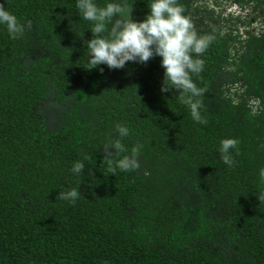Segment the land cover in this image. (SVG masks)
I'll return each mask as SVG.
<instances>
[{"label": "trees", "instance_id": "trees-1", "mask_svg": "<svg viewBox=\"0 0 264 264\" xmlns=\"http://www.w3.org/2000/svg\"><path fill=\"white\" fill-rule=\"evenodd\" d=\"M107 2L140 21L150 0ZM176 2L214 37L190 73L203 124L179 90L161 93L159 56L86 68L92 22L76 0H0L31 21L15 39L0 25V264H264V0ZM115 138L126 151L108 157ZM222 138L238 141L232 166ZM133 146L139 167L111 174Z\"/></svg>", "mask_w": 264, "mask_h": 264}, {"label": "clouds", "instance_id": "clouds-1", "mask_svg": "<svg viewBox=\"0 0 264 264\" xmlns=\"http://www.w3.org/2000/svg\"><path fill=\"white\" fill-rule=\"evenodd\" d=\"M75 6L84 20L92 22L89 29L93 36L86 41L88 49L86 68L106 65L110 70L120 69L128 61L146 64L150 58L159 56L160 66L163 68L161 93L171 89L179 90L177 99L189 109L192 120L205 123L199 111L201 102L197 99L203 94L204 89L197 87L190 73L201 72L203 60L198 56L194 57L193 53H203L214 37L197 34L190 17L184 14L183 7L176 0H150L149 11L140 21L133 20L124 7L114 2L99 6L95 0H76ZM227 13L238 17L243 12L238 5H234L227 9ZM114 16L118 18L112 22ZM109 22H112L110 29ZM0 25L4 26L15 39L23 35L25 26L31 27V21L26 25L21 24L12 12L0 5ZM103 70V67H99V71ZM115 129L120 138L129 134V129L122 124H116ZM120 138L111 139L105 144V153L108 157L113 155L110 149H114L116 155L126 151ZM237 144L235 138L220 140L219 151L224 164L233 165L230 149L235 150ZM138 155L139 146L131 147L128 154L114 162L108 160V171L115 174L117 169L122 171L137 169ZM83 169V161L73 162L71 171L74 174L79 175ZM258 174L264 181V167L259 169ZM78 195L76 188L60 191L58 194L61 200L69 203H74ZM257 199L264 202V192L257 195Z\"/></svg>", "mask_w": 264, "mask_h": 264}, {"label": "rangeland", "instance_id": "rangeland-1", "mask_svg": "<svg viewBox=\"0 0 264 264\" xmlns=\"http://www.w3.org/2000/svg\"><path fill=\"white\" fill-rule=\"evenodd\" d=\"M261 25H264V21L261 22Z\"/></svg>", "mask_w": 264, "mask_h": 264}]
</instances>
